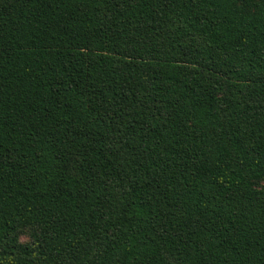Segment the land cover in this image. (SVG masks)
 <instances>
[{"label":"trees","instance_id":"obj_1","mask_svg":"<svg viewBox=\"0 0 264 264\" xmlns=\"http://www.w3.org/2000/svg\"><path fill=\"white\" fill-rule=\"evenodd\" d=\"M0 264H264V0H0Z\"/></svg>","mask_w":264,"mask_h":264}]
</instances>
